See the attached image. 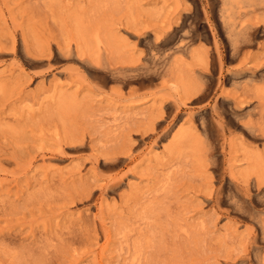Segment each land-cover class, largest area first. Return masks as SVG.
Masks as SVG:
<instances>
[{"label": "rangeland", "instance_id": "rangeland-1", "mask_svg": "<svg viewBox=\"0 0 264 264\" xmlns=\"http://www.w3.org/2000/svg\"><path fill=\"white\" fill-rule=\"evenodd\" d=\"M260 3L0 0V264H264Z\"/></svg>", "mask_w": 264, "mask_h": 264}, {"label": "bare ground", "instance_id": "bare-ground-1", "mask_svg": "<svg viewBox=\"0 0 264 264\" xmlns=\"http://www.w3.org/2000/svg\"><path fill=\"white\" fill-rule=\"evenodd\" d=\"M232 1V0H231ZM250 1V0H249ZM254 2V1H253ZM252 2V3H253ZM261 3L264 4V0H261ZM260 3V4H261ZM242 6V5H241ZM260 8V7H259ZM240 10V9H239ZM255 11V10H254ZM240 12V11H238ZM241 13V12H240ZM237 14V13H236ZM232 16V15H231ZM243 17V16H242ZM233 20V19H232ZM257 23L253 21H240L239 23L233 21L227 22L229 32L231 35H235V38L232 39L234 48L240 50V48L246 44H251L254 41V35L257 31ZM98 52L102 49L101 42L97 44ZM242 49V48H241ZM103 52V50H102ZM164 54V53H163ZM99 56V55H98ZM97 56V57H98ZM102 56V55H101ZM99 58V57H98ZM176 107V106H175ZM140 259V258H139Z\"/></svg>", "mask_w": 264, "mask_h": 264}]
</instances>
